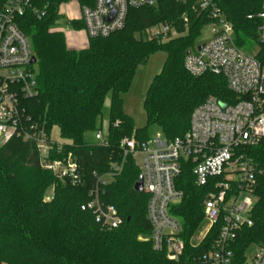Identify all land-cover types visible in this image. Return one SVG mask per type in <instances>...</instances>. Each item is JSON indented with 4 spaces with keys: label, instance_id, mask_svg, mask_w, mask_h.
<instances>
[{
    "label": "trees",
    "instance_id": "trees-1",
    "mask_svg": "<svg viewBox=\"0 0 264 264\" xmlns=\"http://www.w3.org/2000/svg\"><path fill=\"white\" fill-rule=\"evenodd\" d=\"M75 1L92 7L94 0H31V11L17 20L36 58L37 96L25 101L26 111L46 134L56 128L71 152L82 184L71 186L39 165L33 144L12 138L0 147V264H201L198 258L210 250L217 238L214 227L201 241L202 203L209 189L194 184L191 165L183 163L175 186L182 199L173 213L181 224L184 249L177 260L152 249L146 218L147 195L133 190L140 172L132 156H125L121 172L101 197L121 219L116 229L95 222L89 210L93 174L103 175L111 163L123 157L120 141L134 137L149 140L146 127L157 126L166 139L182 137L189 129L193 110L208 98L235 102L221 74L208 72L190 76L183 59L194 47L201 29L209 21L190 15L183 36L161 41L144 39V32L164 21L188 13L195 0H157L156 6L130 9L122 30L107 38L91 39L85 50L66 48L64 36L52 28L61 19L58 7ZM1 2V0H0ZM234 32L235 45L243 52L257 48L255 57L264 66V45L258 42L261 0H215ZM43 12L38 18L37 13ZM248 16H252L250 19ZM67 23V22H66ZM82 30L79 20L67 23ZM136 35L138 37H136ZM157 52L166 58L144 95L142 107L146 127L134 128L123 111L122 95L132 84L138 68ZM249 54V53H247ZM109 96L107 146L86 141L101 129L105 98ZM117 123V127L112 125ZM248 156L260 173L254 188L252 225L237 232L229 249L232 264H243L252 245L264 243V140L248 148ZM52 195L46 200V192ZM191 240V242H190Z\"/></svg>",
    "mask_w": 264,
    "mask_h": 264
},
{
    "label": "built area",
    "instance_id": "built-area-1",
    "mask_svg": "<svg viewBox=\"0 0 264 264\" xmlns=\"http://www.w3.org/2000/svg\"><path fill=\"white\" fill-rule=\"evenodd\" d=\"M156 4L157 0H94L92 7L79 6L81 18L77 20L81 21L88 41L107 38L124 28L130 9ZM31 10V0L0 2V139L3 144L12 138L33 144L42 169L77 186L83 181L74 156L64 151V142L53 138L52 131L46 134L31 121L24 104L38 94L33 70L36 58L17 25V20ZM43 14L37 13L38 18ZM190 15L207 19L211 30L207 40L196 42L186 52L184 70L192 77H201L220 69L227 90L237 100L222 102L208 98L193 110L189 129L182 137L169 140L162 135L146 142H138L134 137L122 139L121 161L111 163L103 175L93 174L89 201L81 210L91 211L96 223L116 229L121 219L115 208L104 204L101 197L121 172L125 156L139 157L137 166L143 193L148 198L146 218L151 229L152 249L163 252L170 260H177L183 252L184 241L181 224L173 213L182 199L175 180L183 163L188 162L194 184L209 189L202 203L203 225L197 240L201 241L219 226L210 250L197 262L232 264L230 243L238 231L252 225L253 192L260 171L247 150L264 140V66L255 54H247L235 45L233 28L215 0H195L188 13L152 26L143 37L161 41L176 38L187 30ZM255 17L261 21L257 39L264 45V0ZM112 127L116 128L117 123ZM107 135L108 128L104 134L101 129L96 131L94 143L106 147ZM250 247H254L255 252L243 264H264V243Z\"/></svg>",
    "mask_w": 264,
    "mask_h": 264
},
{
    "label": "rangeland",
    "instance_id": "rangeland-1",
    "mask_svg": "<svg viewBox=\"0 0 264 264\" xmlns=\"http://www.w3.org/2000/svg\"><path fill=\"white\" fill-rule=\"evenodd\" d=\"M58 12L61 15V19L57 22V24L52 28L54 32H60L64 36L65 43L67 47L70 46V41L75 40L78 44L83 41V39H87L83 30H74L70 26L67 25V20H77L81 18L79 5L75 1H71L66 4H62L58 7ZM211 27L209 25L204 26L200 31V36L197 38V43H202L210 37ZM145 35V32H144ZM183 36L178 35V37ZM136 37H138L136 35ZM176 37V38H178ZM145 39V37H143ZM78 46H75L77 48ZM249 54H255L257 52V48H252V50L246 51ZM165 54L162 52H157L151 55L147 61V63L138 68L132 84L128 90V92L122 95L123 100V111L126 115L132 118L134 128L143 129L146 127L145 121V113L142 107L143 99L145 92L152 80V78L157 75L165 61ZM34 75L37 76V66H33ZM109 101L110 97L107 96L104 101L102 116H101V131L104 134L109 125ZM147 137L150 141H153L155 138H161L162 133L160 129L151 125L146 127ZM52 136L56 140L59 139V134L56 128L52 130ZM86 141L89 143H94L93 134L86 136ZM3 144V140L0 139V146ZM135 163L139 165V157L136 156L134 159ZM52 195V189L50 188L46 192V200H49ZM255 252L254 247H250L247 249L245 253V257L249 260Z\"/></svg>",
    "mask_w": 264,
    "mask_h": 264
},
{
    "label": "crops",
    "instance_id": "crops-1",
    "mask_svg": "<svg viewBox=\"0 0 264 264\" xmlns=\"http://www.w3.org/2000/svg\"><path fill=\"white\" fill-rule=\"evenodd\" d=\"M88 42H89L88 39H86V40L83 39V41L78 44L75 40H73V41H70V46H71L70 48L67 47L66 43H65V45H66V48L69 49V50L81 51V50H85L87 48ZM75 46H78V47L75 48Z\"/></svg>",
    "mask_w": 264,
    "mask_h": 264
},
{
    "label": "water",
    "instance_id": "water-1",
    "mask_svg": "<svg viewBox=\"0 0 264 264\" xmlns=\"http://www.w3.org/2000/svg\"><path fill=\"white\" fill-rule=\"evenodd\" d=\"M109 4V2H108ZM109 20V18L107 19V21ZM34 58L32 59V63H34ZM215 74H220V69H214L212 71ZM133 190L137 193H143V189H142V180L141 177L138 178L137 182L134 184L133 186Z\"/></svg>",
    "mask_w": 264,
    "mask_h": 264
}]
</instances>
